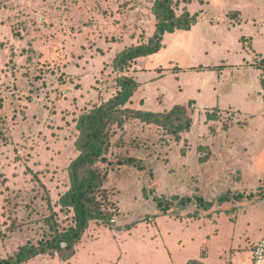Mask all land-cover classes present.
I'll use <instances>...</instances> for the list:
<instances>
[{
  "label": "rangeland",
  "instance_id": "rangeland-1",
  "mask_svg": "<svg viewBox=\"0 0 264 264\" xmlns=\"http://www.w3.org/2000/svg\"><path fill=\"white\" fill-rule=\"evenodd\" d=\"M155 1L0 0V258L47 237L48 222L58 230L72 224L58 200L77 156L76 123L115 95L119 77L139 85L126 108L162 114L202 96L203 71L195 67L237 54L251 20L264 22V0H176L175 13L195 14L196 24L164 35L158 54L118 72V53L152 37ZM251 49L264 54V38ZM183 106L178 121L128 118L113 128L106 161L97 165L107 173L110 228L90 222L67 261L54 254L25 264H253L264 235V116L207 119L193 103ZM227 193L254 197L218 203ZM158 199L170 205L165 214Z\"/></svg>",
  "mask_w": 264,
  "mask_h": 264
},
{
  "label": "trees",
  "instance_id": "trees-1",
  "mask_svg": "<svg viewBox=\"0 0 264 264\" xmlns=\"http://www.w3.org/2000/svg\"><path fill=\"white\" fill-rule=\"evenodd\" d=\"M176 0H156L152 7L154 16V32L147 42L124 49L113 60V67L120 73H127L134 62L140 58L157 54L162 49V39L166 34L178 31H189L197 22V16L183 11L180 15L175 13L173 2ZM259 64L264 66V60ZM117 91L106 102L94 106L82 114L76 123L78 136L75 141L77 156L68 167L69 188L60 196L58 205L61 209L70 210L73 214L72 224L67 228L58 230L56 222H48L49 234L36 245L30 243L21 246L12 256L0 258V264H25L38 256L57 254L61 261H67L73 256V248L82 238L90 222H98L105 227L112 225V211L110 202L103 189L107 173H102L97 165L106 161L113 128H120L128 118L138 119L145 123H156L158 116L167 122L172 118L176 121L184 114L183 105H174L162 114L132 110L126 108L133 94L138 90V83L129 76L117 79ZM193 103L192 101L189 102ZM210 118L209 116H206ZM207 118V119H208ZM160 122V121H159ZM188 125H177L178 130L187 129ZM254 196H245L241 193L229 194L219 198L218 203L240 201L243 198L251 199ZM178 203L187 206L194 204L201 210H209L211 202L202 198H187L185 200L173 197ZM168 202L157 200L158 210L165 214L169 210ZM197 217V214L189 216ZM191 264H200L193 261Z\"/></svg>",
  "mask_w": 264,
  "mask_h": 264
},
{
  "label": "crops",
  "instance_id": "crops-1",
  "mask_svg": "<svg viewBox=\"0 0 264 264\" xmlns=\"http://www.w3.org/2000/svg\"><path fill=\"white\" fill-rule=\"evenodd\" d=\"M240 19L241 21L232 22V24L243 22V18ZM207 24L211 25V21L207 22ZM249 24L253 25L254 30L240 35L239 52L237 54H227L228 57L216 59L214 63H203V65L195 67L199 72L203 71L201 72L203 73V81L200 85V91L203 92L202 96L200 94L196 96V93L189 95L188 99L183 103H172V107L192 101L197 109L203 111L204 118L214 112L216 114L230 112L239 119L264 116V76H261V73L263 74L264 72L259 68L260 64L258 63V61L264 60V54L256 53L255 49H251L252 44L257 39L264 38V22L256 23L251 20ZM212 25L216 26L217 23H212ZM259 25L261 28H258ZM242 39L245 43L241 42ZM246 49L250 53L246 52ZM203 53V58H206L208 53L204 50ZM152 56L143 59H150ZM150 69L148 74L152 83L150 82L149 84L152 86L155 83L153 80L159 76L155 70L160 68H155L154 66ZM166 73L167 71H162L159 74L165 75ZM152 75L155 76L152 78ZM200 96L201 98H199Z\"/></svg>",
  "mask_w": 264,
  "mask_h": 264
},
{
  "label": "built area",
  "instance_id": "built-area-1",
  "mask_svg": "<svg viewBox=\"0 0 264 264\" xmlns=\"http://www.w3.org/2000/svg\"><path fill=\"white\" fill-rule=\"evenodd\" d=\"M251 259H252L253 264H263L264 263V235L255 244L253 251H252Z\"/></svg>",
  "mask_w": 264,
  "mask_h": 264
}]
</instances>
